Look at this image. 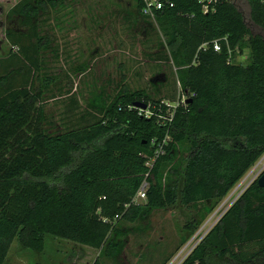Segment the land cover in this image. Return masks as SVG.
<instances>
[{
	"label": "trees",
	"instance_id": "1",
	"mask_svg": "<svg viewBox=\"0 0 264 264\" xmlns=\"http://www.w3.org/2000/svg\"><path fill=\"white\" fill-rule=\"evenodd\" d=\"M131 1L139 19L159 29L190 99L172 109L123 84L97 108L98 119L54 133L39 101L54 80L41 77L31 89V67L51 41L33 24L57 2L20 0L9 12L36 40L7 30L17 52L0 59V264L15 240L41 254L47 236L98 250L92 264L116 260L127 238L118 222H142L177 202L200 207L189 226L197 230L264 153V0H244L262 34L251 32L235 0H216L207 14L197 0H166L173 6L155 21L142 15V0ZM244 47L245 65L229 63L228 51ZM257 179L181 264H264V188ZM144 180L146 200L132 204Z\"/></svg>",
	"mask_w": 264,
	"mask_h": 264
},
{
	"label": "rangeland",
	"instance_id": "2",
	"mask_svg": "<svg viewBox=\"0 0 264 264\" xmlns=\"http://www.w3.org/2000/svg\"><path fill=\"white\" fill-rule=\"evenodd\" d=\"M19 1L0 0V59L17 52L6 38L7 30L27 33L32 41L36 40L30 27L9 17ZM235 1L251 32L262 34L249 22L244 0ZM56 2L55 9L46 8L33 24L39 37H49L51 41L38 54V68L31 67V89L38 87L41 77L54 80L39 99L51 133L98 119L97 108L113 100L123 84L131 91L143 90L147 97L172 109L191 97L176 82L169 53L160 46L164 40L159 29L154 26L151 30L139 19L131 0ZM248 52L247 47L235 49L232 63L245 65ZM173 98L175 102H166ZM225 144L235 146L233 141ZM263 172L264 153L197 230L189 226L193 220L198 222L200 207L184 208L179 202L153 210L139 223L118 222L116 227L127 234L125 248L116 260H103V264H181ZM98 255L96 249L47 236L41 254L25 250L15 240L5 264H92Z\"/></svg>",
	"mask_w": 264,
	"mask_h": 264
},
{
	"label": "built area",
	"instance_id": "3",
	"mask_svg": "<svg viewBox=\"0 0 264 264\" xmlns=\"http://www.w3.org/2000/svg\"><path fill=\"white\" fill-rule=\"evenodd\" d=\"M143 1V9H142V15L151 19L152 21H155V15L157 12H161L164 10V8L168 7H172L173 4L169 1H164V0H142ZM199 3H201L202 7V12L204 14H207L208 12H213V5L216 3V0H197ZM205 47V45L203 46ZM212 47L213 50L217 53L221 52V45L218 41H214L212 43ZM228 62L232 63V56H231V52L228 51ZM190 99V98H187ZM187 99H185L182 103H179V105H186ZM167 106H169L168 104H165ZM179 105H177L176 107H178ZM176 107L174 109H176ZM146 115L148 116L149 113L146 112ZM166 140H164L163 142H165ZM155 158H150L146 161L145 166L148 168V170L151 169L152 167V163L154 162ZM149 175V173L146 175V177ZM149 187V184L147 183L146 180H144L139 188V190L137 191L136 195L134 196V198L132 199L131 203L132 204H140L143 203L146 200V191Z\"/></svg>",
	"mask_w": 264,
	"mask_h": 264
},
{
	"label": "water",
	"instance_id": "4",
	"mask_svg": "<svg viewBox=\"0 0 264 264\" xmlns=\"http://www.w3.org/2000/svg\"><path fill=\"white\" fill-rule=\"evenodd\" d=\"M134 106L137 107V108H140L142 110H145L146 109V105H144L142 103H135ZM257 184H258V186L260 188H264V172L258 177Z\"/></svg>",
	"mask_w": 264,
	"mask_h": 264
}]
</instances>
